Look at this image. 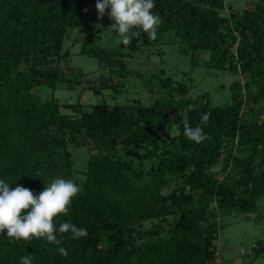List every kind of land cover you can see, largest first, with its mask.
<instances>
[{
  "label": "trees",
  "instance_id": "trees-1",
  "mask_svg": "<svg viewBox=\"0 0 264 264\" xmlns=\"http://www.w3.org/2000/svg\"><path fill=\"white\" fill-rule=\"evenodd\" d=\"M94 1L0 0V179L34 194L54 178L73 180L67 165L54 159L65 143V134L80 145L90 141L121 144L126 156L151 162L150 179L141 185L133 183L132 178L139 174L131 158L91 155L81 191L71 200L68 215L54 218L57 229L60 223L71 221L86 228L87 236L71 239L70 232L57 231V239L62 241L59 247L68 252L65 258L45 238L17 241L8 238L5 230L0 234V264H20L26 255H32V264H217L214 242L220 226L212 220L209 200L215 197L219 207L252 212L264 169L256 175L250 171L236 181L246 186L247 197L237 195L229 183L215 181L205 169L222 162L225 168L230 163V153L222 158L224 142L236 140L240 147L251 149L264 146V126L242 121L237 83L230 87L235 101L225 106L200 103L187 96L184 83L173 87L169 78L160 80L169 96L163 104L146 105L138 100L113 105L105 101L61 104L53 94L40 99L35 87L53 91L59 84L79 82L84 74L68 75L59 69L58 60L69 54L62 49L69 29L83 27L86 32L81 53L100 61L106 57V49L86 47L94 34L89 25ZM198 2L203 6L187 0H154L151 11L163 21L157 39L141 32L131 44L120 42L118 47L137 51L142 45L160 43L162 33L177 30L193 62L197 52L212 50L218 53L213 66L223 69L232 57L228 45L240 34L237 55L241 69L264 91V0L241 12L230 7L228 15L220 14L225 0ZM110 51L115 54L113 48ZM87 89L95 94L101 91L94 85ZM189 105L196 110L189 111ZM61 107L69 112H61ZM205 112L211 116L203 125L200 117ZM185 121L193 127L200 125L208 138L199 144L189 140L184 135ZM172 125L178 130L176 136L168 133ZM235 163L243 164L238 159ZM243 165L249 168L251 160ZM169 216L172 221H167ZM146 221L151 225L144 226Z\"/></svg>",
  "mask_w": 264,
  "mask_h": 264
},
{
  "label": "rangeland",
  "instance_id": "rangeland-1",
  "mask_svg": "<svg viewBox=\"0 0 264 264\" xmlns=\"http://www.w3.org/2000/svg\"><path fill=\"white\" fill-rule=\"evenodd\" d=\"M187 1L203 6L198 0ZM258 2L259 0H225V8L220 14L228 15L230 7L241 12ZM95 4L96 1L91 5L89 20L94 34L86 47L87 49L94 46L104 48L107 52L106 57L100 61L95 56L81 53V46L86 43L84 41L86 32L83 27L69 29L62 48L68 50L69 54L58 60V66L68 75L78 71L84 74L80 76L79 82H72L71 85L59 84L53 91L45 86L35 87L33 91L40 99H47L53 94L61 104L80 101L84 105H90L105 101L113 105L136 100L146 105L163 104L169 96L160 86V80L169 78L173 87L180 82L184 83L187 96L198 102L210 106H225L235 101L230 87L237 83L235 94L237 99L240 98L242 101L240 111L242 121L264 126V91L259 88V83L254 82L249 72L241 69L237 55L242 41L240 34H236V40L228 45L232 57L227 58L223 69L213 66L218 53L212 50L197 52L193 62L192 54L187 45L181 41L177 30L162 33L158 44L142 45L137 51L122 49L118 47L120 39L117 34L108 29L114 23L108 15L110 9H106L105 15L97 19ZM220 30L224 31L223 28ZM112 48L115 54L110 51ZM262 82L264 83V76ZM88 85L100 87V93H93V90L87 89ZM60 110L63 113L69 112L63 107ZM52 132L61 135L57 130ZM168 133L176 136L178 130L172 125ZM158 134L162 136L161 133ZM67 137L68 135L65 134L63 137L65 143L56 150L54 159L58 163L67 165L73 180L79 186L85 177L86 160L91 155L107 153L115 158H131L124 154L121 144L111 146L102 141H90L87 145H80L74 139L70 140ZM229 153L233 157L230 163L225 168L222 166L223 162L219 163V171L212 173V178L215 181L229 183L237 195L247 197V193L243 192L246 186L236 181L248 176L250 171L256 175L264 169V146L258 145L251 149L240 147L236 140L233 143L224 142L222 158ZM42 155L47 158L46 153ZM131 159L139 174L138 177L132 178L133 183L136 185L147 183L150 179L151 162L136 157ZM235 159L243 164L250 159L251 165L246 168L243 164H236ZM258 189L255 209L250 213L219 207L215 197L209 200L208 209L212 220L220 226L219 237L214 242L217 248V264H264V250L259 252V249L264 247V180L259 182ZM169 190L170 187L165 188L163 192ZM172 219L173 216L167 217V221ZM150 225L151 221L144 222V226Z\"/></svg>",
  "mask_w": 264,
  "mask_h": 264
},
{
  "label": "clouds",
  "instance_id": "clouds-1",
  "mask_svg": "<svg viewBox=\"0 0 264 264\" xmlns=\"http://www.w3.org/2000/svg\"><path fill=\"white\" fill-rule=\"evenodd\" d=\"M95 8L97 19L110 9L108 15L114 23L108 29L117 34L123 45L131 44L141 32L156 40L158 28L163 23L160 15L151 11L155 8L154 0H96ZM188 110L195 111L196 106L189 105ZM210 116L209 112L202 113L201 124L206 125ZM183 129L184 135L197 144L208 138L200 125L193 127L185 121ZM205 171L206 174L218 172L219 166H207ZM39 175L37 173L36 177ZM80 191V186L73 180L59 177L45 184L37 194L21 185L12 188L10 183L0 179V234L6 230V236L17 241L45 238L48 243L57 245L59 254L67 258V249L59 247L62 241L57 239V231L61 234L70 232L71 239H80L87 236V229L77 227L71 221L60 223L57 229L54 218L60 214L68 215L71 200ZM20 264H32V255L21 257Z\"/></svg>",
  "mask_w": 264,
  "mask_h": 264
}]
</instances>
